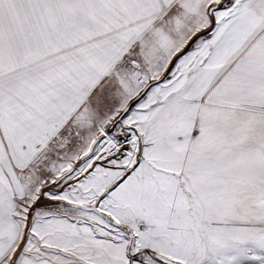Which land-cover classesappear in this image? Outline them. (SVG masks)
Wrapping results in <instances>:
<instances>
[{"label": "snow or ice", "instance_id": "obj_1", "mask_svg": "<svg viewBox=\"0 0 264 264\" xmlns=\"http://www.w3.org/2000/svg\"><path fill=\"white\" fill-rule=\"evenodd\" d=\"M0 264H264V0H0Z\"/></svg>", "mask_w": 264, "mask_h": 264}]
</instances>
